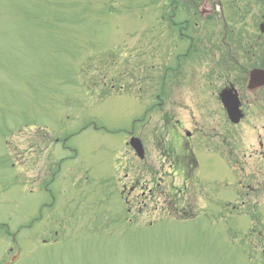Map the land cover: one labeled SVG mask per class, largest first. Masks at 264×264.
Listing matches in <instances>:
<instances>
[{
  "label": "rangeland",
  "instance_id": "374dc122",
  "mask_svg": "<svg viewBox=\"0 0 264 264\" xmlns=\"http://www.w3.org/2000/svg\"><path fill=\"white\" fill-rule=\"evenodd\" d=\"M191 7L0 0V264H264V114L228 161Z\"/></svg>",
  "mask_w": 264,
  "mask_h": 264
},
{
  "label": "flooded vegetation",
  "instance_id": "af4514ba",
  "mask_svg": "<svg viewBox=\"0 0 264 264\" xmlns=\"http://www.w3.org/2000/svg\"><path fill=\"white\" fill-rule=\"evenodd\" d=\"M173 4L174 7L183 5L186 8L192 6L190 8L193 10L191 16L194 14L198 19L212 20L221 16L222 22H224L210 26L226 27V32L221 42L213 43V50L218 49L221 57L218 58L219 62H216L212 67L214 73L206 76H209L210 84L214 82L216 76H219V78L224 77L220 85L212 84L215 92H217V100L221 103V93L226 91L230 96L236 98L239 111L245 113V117L237 124L228 119L227 122L225 121L223 124L216 126V129L221 127L225 131V134H221L226 136L228 161L237 162L239 160L237 156L240 152L236 150V148L239 149L235 135L236 127L250 115L258 119L264 114V84L251 86L249 83L253 70L264 69V0H173ZM174 16H176V13L171 15L169 19L172 21ZM172 23V27H179L181 32L188 27H205V25L198 24V22L191 23L189 19H185L179 24ZM230 27L232 28L230 29ZM213 34L218 35L215 28ZM186 36L188 37V35ZM190 39L192 38L190 37ZM222 45L226 46V50L220 49ZM222 108L227 113L224 105H222ZM259 144L263 147L261 142ZM242 155L245 156V153ZM187 156L191 157L190 154ZM184 162V160H181L177 166L180 168V165ZM187 166V164H184L179 171L185 172L188 170ZM130 189H155V187L148 185L137 188L133 186Z\"/></svg>",
  "mask_w": 264,
  "mask_h": 264
},
{
  "label": "water",
  "instance_id": "95a60500",
  "mask_svg": "<svg viewBox=\"0 0 264 264\" xmlns=\"http://www.w3.org/2000/svg\"><path fill=\"white\" fill-rule=\"evenodd\" d=\"M249 83L251 86L264 84V69L253 70L251 72V78ZM221 100L228 111L230 119L233 122H238L240 120L241 114L238 109V103L236 101V98H233V96H230L228 92L224 91L221 93ZM131 144L136 149L138 154L142 156L143 151L140 141L138 139H132Z\"/></svg>",
  "mask_w": 264,
  "mask_h": 264
}]
</instances>
